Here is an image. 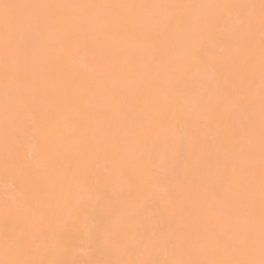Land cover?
Masks as SVG:
<instances>
[{
    "label": "bare ground",
    "instance_id": "bare-ground-1",
    "mask_svg": "<svg viewBox=\"0 0 264 264\" xmlns=\"http://www.w3.org/2000/svg\"><path fill=\"white\" fill-rule=\"evenodd\" d=\"M0 264H264V0H0Z\"/></svg>",
    "mask_w": 264,
    "mask_h": 264
}]
</instances>
